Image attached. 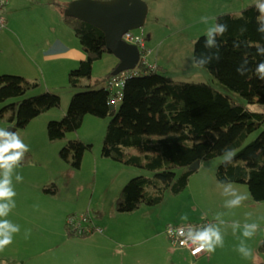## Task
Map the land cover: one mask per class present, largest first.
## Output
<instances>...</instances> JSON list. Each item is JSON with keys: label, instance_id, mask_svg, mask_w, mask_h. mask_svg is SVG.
Instances as JSON below:
<instances>
[{"label": "trees", "instance_id": "obj_1", "mask_svg": "<svg viewBox=\"0 0 264 264\" xmlns=\"http://www.w3.org/2000/svg\"><path fill=\"white\" fill-rule=\"evenodd\" d=\"M53 2L61 6L62 18L78 37L85 55L68 71V84L77 91L72 93L63 115L47 121L49 139L62 138L68 131L77 129L86 113L110 114L101 154L153 171L151 175L135 174L123 184L114 200L117 211H130L142 203H157L168 189L180 192L192 172L197 170V167H190L191 163L222 154L226 148L235 149L236 156L231 165L225 166L222 162L217 165L218 181L244 182L254 200L264 199V127L245 143L248 135L264 124V112L234 100L210 82L173 78L164 72L165 66H152L142 58L136 65L139 72L125 77L119 104L110 110L111 93L105 80L114 74L109 71L91 78L93 62L110 52L104 31L90 21L65 14L67 2ZM257 4L251 2L237 11H223L215 16L228 25V31L220 38L219 61H213L207 67L220 82L249 101L264 102V79L255 71L264 61V55L257 54V46H264V32L258 31L264 25V15ZM241 27L246 29L242 35ZM204 40L205 33L196 37L193 55L207 52ZM234 41L241 42L238 49L233 48ZM244 59L248 61V71L241 75L237 68ZM84 77L89 78L88 82L83 81ZM38 84L36 79L22 74L0 73V102H3L0 114L9 113V120L21 127L46 109L61 105L60 94L50 89L26 95ZM130 146L137 149L130 150ZM91 147V142L79 136L72 137L61 146L59 156L70 165L80 167L84 152ZM31 159L28 151L22 162ZM178 168L183 169L178 172ZM43 189L55 193L57 185L52 182ZM189 222L205 225L211 221L182 223ZM92 224L91 231H102L95 221ZM65 228L69 235L75 234L67 222ZM259 248L264 250V244L261 243ZM0 264H23V260L6 257L0 259Z\"/></svg>", "mask_w": 264, "mask_h": 264}, {"label": "rangeland", "instance_id": "obj_2", "mask_svg": "<svg viewBox=\"0 0 264 264\" xmlns=\"http://www.w3.org/2000/svg\"><path fill=\"white\" fill-rule=\"evenodd\" d=\"M234 1L238 0H221L219 4L218 0H205L204 6L202 5L201 10L204 14L200 16V6L196 9L195 6H192L191 0H148L152 6L151 11L148 13L145 23L138 27L146 34L145 58L152 66H155L157 62H159V64H163V66L167 65L168 68L164 69V72L171 75L173 78L210 82L234 100L248 104V106L253 110L264 112V102L258 100L249 101L248 98L241 93L220 82L218 78L210 72L208 67H206V69H200L192 66L191 58L193 57L194 40L200 34H204L213 22L209 20L208 24L201 23V17H215L216 15L210 16V13L220 12L225 8H236L237 5L233 3ZM155 3L162 6L160 17L153 16V7ZM7 48L8 46L3 48V54L8 51ZM113 55L114 54L111 52L104 53V58L102 59L100 67V69H102L101 72H104L106 67L109 66V64H112V57H115V55ZM12 71L6 72L17 73ZM94 76H96V74ZM84 80H89V78L84 77ZM37 81H41V85L44 88L38 87L39 83L36 88L28 90L26 95L42 91L43 89L53 90L50 87H46L41 78L40 81ZM67 81L66 76V81L58 83L59 88L56 89L61 96V105L51 108L58 109L59 111L61 110V107H63L64 110L67 108L72 93L77 91V88L73 87L72 89L71 86L67 84ZM119 99L120 98L115 101L116 105L119 104ZM2 104L3 102H0V106ZM9 115V113H6L3 116L0 114V128L11 131L13 122L9 120ZM61 116L62 115L54 118H60ZM110 118V114L99 116L92 113H86L83 117L81 125L77 129L70 130L64 137L56 139H49L46 131V124L43 125L40 122V118H36L37 120H33L34 122L31 124H28V122V125L16 127V129L12 131L18 133L28 147L34 146L36 143L45 142L55 145L54 149H56L57 152L54 158L55 160L58 159V163H55L53 159L41 166V172L44 175L50 176V179L42 185V188L45 184H51L54 181L57 185V191L54 194L57 193V196H55V198H51V200L54 199L59 207L70 208L68 210L69 213L65 214L62 222V227L65 230L67 216L71 213L78 214L81 212L89 214L92 221H95L96 224L101 226L103 230L105 228V224L101 222L98 224V213L94 211L93 206L88 204L89 198L92 197L93 201L98 203H102L104 199L107 204L112 205L119 189L126 179L130 176H134L135 174L145 173L147 175H151L153 172L150 169L138 165L121 164L122 167H126V169H129L127 167H131V170H127L126 174L123 175V178H116L115 169L111 164L105 168L99 164L97 181L96 183L94 182V157L92 156V153L96 152L92 150L100 149L101 151L103 136L107 122ZM263 127L264 124L252 131L246 138L245 143L252 140ZM76 136H80L85 141L91 142L92 147L87 150L84 156L83 164L80 167H74L72 165L69 167L66 164L68 161L59 156V149L69 138ZM128 149L137 148L130 146ZM43 155L48 156L49 153H43ZM221 159L222 154L209 159H204L197 167L198 170L194 173L192 172L193 174L190 175L187 185L180 192L175 193L168 189L166 190L163 199L157 203H142L140 206L130 211H118L116 212V215H110L108 217L110 228L114 230L113 234L117 238L125 237V234H121L117 231L118 228L121 230L122 226L127 225H133L134 233L140 234L141 236L155 230L162 233L163 240L160 237L151 238L146 241L142 240L141 243L131 247V251L134 250L137 252L135 259L138 264H261L264 262V250H258V252H256L258 247L257 243H255V238L258 236L259 229L250 239H245L241 235L242 228L237 229L235 233H233L231 227L221 225L220 227L224 237L223 247H217L213 252L214 255L211 257L204 254V256L196 260H193L190 255L187 254L188 252L185 248L173 245V242L168 239L167 233L165 232V225L171 222L181 223L193 220H212L211 222L218 223L216 220L217 214H222L221 218L228 225L233 222H239L241 226L244 223L256 222L261 224L263 222V219L260 217L261 212L254 211L250 216L245 214L239 216V213H237L236 210H246L248 208V204L245 201L243 209H240V207H227L226 209L224 207L227 201V199L221 198V194L224 190L216 191V188L213 185V182H216L215 169L221 162ZM31 161H33V155L32 159L28 162ZM111 161L116 160L114 159ZM28 162L26 164H29ZM22 163L23 162H21V164ZM132 169H135V171ZM182 169L183 168H178L177 171L180 172ZM16 172L20 175L26 174V172L22 171L20 166L14 170V178ZM240 183L241 185L247 187L244 182ZM14 185L21 186V183L17 182ZM113 190L117 191L112 195ZM32 194H34L33 191ZM256 201L257 200L253 201V203ZM34 202L36 204L37 197ZM223 202L224 206L222 204ZM256 206H260V204H256ZM13 210L14 212H12L11 216L14 221L12 223L18 225L20 231L13 235V240L10 245L6 246L3 250H0V259L14 257L15 255L19 257L21 253L20 251L24 249V245L18 241H36L37 243H40L37 247L43 250L45 255L38 259V263L37 259H35V264H61V257L63 255H67V251H69V249L71 253L74 244L68 243L64 245V251L56 257L59 258V260L56 259L57 263H54L55 260L53 252L47 249V246L51 245L48 244V242L53 235L60 236V232H63L60 228L55 231L58 219L56 217L53 219L51 214L46 215L42 219L38 215L35 207L28 210V213L21 212V210L27 209H20L17 206L16 201ZM185 215L188 217V220H181V217ZM231 216L232 219L230 218ZM21 224H25L22 226H27L28 228L20 227ZM93 231L98 230L94 229ZM93 231L89 233L86 232L87 234L85 236L89 235ZM26 232L28 233L27 236H25ZM73 236L84 235H77L75 233ZM17 237H23L25 240L15 239ZM35 237L38 240H35ZM86 240L87 239H84V241ZM241 240H245V243L251 253L246 258L236 250ZM78 248L81 249L85 247L79 246ZM13 254L15 255L7 256ZM119 255V253H117V255H111L114 262L113 264H120V262H123L122 259L119 258Z\"/></svg>", "mask_w": 264, "mask_h": 264}, {"label": "crops", "instance_id": "obj_3", "mask_svg": "<svg viewBox=\"0 0 264 264\" xmlns=\"http://www.w3.org/2000/svg\"><path fill=\"white\" fill-rule=\"evenodd\" d=\"M59 1H63L65 3L67 2L68 4L70 0H59ZM146 1L149 7L148 8V13H149L151 11L152 6L148 2V0ZM191 1H192V6H195L196 9L198 6H200V16L204 14L201 10H202V5L204 6L205 0H191ZM220 1L221 0H218V4L220 3ZM251 2L262 3L264 2V0L234 1L233 3L237 5L236 8H225L220 12L237 11L246 4ZM161 11H162V6L155 3L153 7V16L160 17ZM218 13L219 12L210 13V16H215ZM5 15H6V25L0 29V73L14 70L12 72H17L19 74H22L28 77L29 79H36L40 81L41 78L44 81L46 87H50L53 89V91L55 90L56 92H58V90H56L59 88L58 83H62L66 81V76L68 80V71L71 68L77 66L80 59L83 58L85 55V51L83 50L78 37L76 36L72 28L69 27L62 18L61 6L55 4L53 0H8V4L5 7ZM144 36L146 41L145 33ZM5 46H8L7 48L8 51L5 52V54H3L4 53L3 48ZM103 58H104V54L93 62L91 78L102 76L107 72L112 71L113 67L118 63V58L116 56L112 57V62H111L112 64H109V66L106 67V70H104V72H101L102 69H100V67ZM147 62L149 61L147 60ZM157 64H159V62H157ZM165 66H166L165 68H168L167 65ZM95 74L96 76H94ZM83 81L88 82V80H84V78ZM39 83L40 84L38 87L44 88L41 85V81ZM71 88L73 89L72 86ZM116 107L117 105L115 104V108ZM65 110L63 107H61L60 111L54 108L46 109L40 114L34 116L29 121L28 124L34 122L33 120H37L36 118H40V122L43 125H45L49 119L63 115ZM54 147L55 145L46 142L38 143V144L36 143L34 146L31 147L29 146V151L31 150L30 152L33 155V161L28 162L29 164H26L27 162H23L20 166L22 171L26 172L25 175H22L23 179L22 181H20L21 186L14 185L17 183V181L13 177V188L14 191L16 192V195L15 197H13V199L14 201H16V204L20 209H27V210H21V212L28 213L27 212L28 210L33 209L35 207L37 209L38 215L42 219L46 215H50V214L53 216V219L55 217L58 219V224L56 225L55 231H57L58 228H60V230H62L63 232H60V236L53 235L48 242V244L51 245L47 246V249L53 252L54 260H55L54 263H57L56 259L59 260V258L56 257L57 255H59L64 251V245L69 243V244H74V246L71 250V253L69 249V251H67V255H63L61 257L60 259V261L62 260L61 264H113L114 262L111 255H117V253L120 254L119 258L122 259L123 261L120 262V264H138L137 260L135 259L137 252H135L134 250L131 251L130 250L131 247H133L138 243H141L142 240L146 241L151 238L160 237L163 240L162 233H160L158 230H155L153 232L145 233V235L141 236L140 234L134 233L133 225L132 226L127 225V226H122L121 230H119L118 228L117 231L121 234H125V237L123 238L115 237L113 234L114 230L110 228L109 218H108L110 215H116V212H118L114 207V202L112 203V205L111 204L109 205L105 202L103 198H102L103 199L102 203L94 202L92 197L89 198L88 204L90 206H93L94 211L98 213L97 214L98 224L99 222L105 224V228L102 231H93L87 236H73V235H69L66 232V230L62 227L64 216L66 213L67 214L69 213L68 210L70 208L59 207V205L54 201V199L51 200V198H55V196H57V193L54 194L52 192L45 191L42 188V185L48 182L47 180L50 179V176L44 175L40 170L41 166L44 163L50 162L53 159L55 163H58V159L55 160L54 158L57 152V150L54 149ZM87 150L83 154L81 165L83 164L84 156ZM92 151L96 152V153H92L93 154L92 156L94 157L93 165H94L95 183L97 181V177L99 173V164H101L104 168L108 167L111 164L112 167H114L115 169L116 178H123V175L126 174L127 170H131V167H127L129 169H126V167H122L121 164H126V163H123L119 160L111 161L114 159H109L110 157L107 158L106 156L102 155L100 149L92 150ZM43 153H49V155L44 156ZM201 162L203 161L201 160L200 164ZM66 164L69 167L71 166L68 162H66ZM132 170L135 171V169ZM128 179H126L125 182ZM216 182H213L216 191L219 190L225 191V189L221 186V184L218 183L217 178H216ZM232 184L233 187L240 194L247 196L245 202L248 204V208L246 210L235 209L236 212L239 213V216L242 214L250 216L251 213L254 211L261 212L260 217L263 219V222L261 224L257 223L260 227H259L258 236H256L255 238V243H257V247H258L256 252H258V250H261L259 248V245L264 242V200H257L256 202L253 203V201L255 200L252 198L248 190V187L241 185L240 182H232ZM32 191L35 195L32 194ZM116 191L117 190H113L112 195ZM224 191L221 194L222 196L221 198L227 200L230 199L229 196L224 195ZM36 197H37V202L35 204L34 201ZM222 204L224 206V202ZM256 204H260V206H256ZM239 207L240 209H243L244 202ZM225 208L227 209V207ZM12 212H14L13 209L9 212V214L6 217H2L0 219H7L13 222L14 220L13 217L11 216ZM230 218L232 219V216ZM22 225L25 224H21L20 227L28 228L27 226H22ZM15 239L25 240V238L23 237H17ZM84 239L87 240L84 241ZM35 240L38 239L35 237ZM18 242L24 245V249L20 251L21 253L19 257L16 256L15 254L7 255V256L15 255L14 256L15 258H19L23 260V264H35L34 263L35 259H37V263H38V259L45 255L43 250L37 247L40 245V243H37L36 241L35 242L18 241ZM79 246L85 248L80 249L78 248ZM185 250L188 252L187 249ZM187 254L190 255V257L193 260L200 259V257L204 256V254H207L208 257L214 255L213 252L209 253L207 251L200 253L198 256H193L189 252ZM261 264H264V262H262Z\"/></svg>", "mask_w": 264, "mask_h": 264}, {"label": "clouds", "instance_id": "obj_4", "mask_svg": "<svg viewBox=\"0 0 264 264\" xmlns=\"http://www.w3.org/2000/svg\"><path fill=\"white\" fill-rule=\"evenodd\" d=\"M257 7L260 12L264 13V2L258 3ZM209 20L213 21L205 32L204 48L206 53H201L200 56L193 55L192 66L195 68L206 69L207 65L213 61L220 59V38L228 31V25L221 22L219 17H201V23L208 24ZM242 35L246 29L241 27L239 30ZM258 31L264 32V25L258 28ZM241 42L234 41L233 48L238 49ZM257 54L264 55V46H257ZM247 59H244L242 64L237 68V72L244 75L248 68ZM256 74L259 78L264 79V61H261L256 69ZM29 151V147L21 139L18 133L8 131L0 128V218L6 217L9 212L15 207L16 192L13 188V175L14 170L21 166L25 154ZM236 150L226 148L223 150L221 162L225 165H231L234 162ZM23 177L18 172L15 173V180L22 181ZM225 189L224 195L229 196L230 199L226 201L225 207L235 208L239 207L246 199L247 196L240 194L234 187L231 181L226 180V184L219 182ZM222 214H217L216 220L218 223H208L203 226L187 225L186 231L182 230L180 235L184 237L182 243H191L193 245V254H198L203 251L209 253L214 252L217 247H223L224 237L221 231V225L231 227L233 233L237 229L242 228L241 235L245 239H250L259 229V225L255 222L244 223L242 226L239 222H233L230 225L226 224L221 218ZM181 220H188V217L182 216ZM20 228L18 225L13 224L7 219H0V250L10 245L13 240V235L18 233ZM28 233H25L27 236ZM243 257H248L251 253L247 247L245 240H241L236 249Z\"/></svg>", "mask_w": 264, "mask_h": 264}, {"label": "water", "instance_id": "obj_5", "mask_svg": "<svg viewBox=\"0 0 264 264\" xmlns=\"http://www.w3.org/2000/svg\"><path fill=\"white\" fill-rule=\"evenodd\" d=\"M148 8L146 0H70L64 12L90 21L104 31L107 48L118 58V63L112 69V73L116 74L121 70L134 68L140 60L138 45L125 40L123 33L142 26ZM109 108H115L114 101L109 102ZM16 127L13 124L11 131ZM200 161L195 160L190 167H198Z\"/></svg>", "mask_w": 264, "mask_h": 264}, {"label": "built area", "instance_id": "obj_6", "mask_svg": "<svg viewBox=\"0 0 264 264\" xmlns=\"http://www.w3.org/2000/svg\"><path fill=\"white\" fill-rule=\"evenodd\" d=\"M7 4H8V0H0V29L6 24L5 7ZM123 38L129 42H132L138 45L141 51L140 59L142 58L145 61L146 60L145 58L146 41H145V36L142 30H140L139 28H133V29L126 30L123 33ZM138 72L139 70L137 69L136 66L134 68L124 69L114 74L106 81V85L110 88V93H111L110 101H116L118 98L121 97L122 85H123V81L125 77L130 74H137ZM66 222L71 227V229L77 234H82V233L91 231L94 227V225L92 224L91 216L85 212H81L78 214L76 213L69 214L67 216ZM189 224L195 225V226L203 225V223L201 222H199L197 225L196 223H191V222L189 223H169L166 226L165 231L167 233L168 239L173 242L172 243L173 245L183 247L187 249L191 255L198 256L202 252L198 254H193L192 249L194 246L191 245V243H182V241L184 240V237L180 235V232L182 230L186 231V227ZM96 228L101 230V228L98 226H96Z\"/></svg>", "mask_w": 264, "mask_h": 264}]
</instances>
